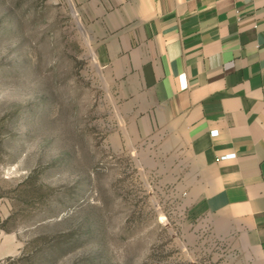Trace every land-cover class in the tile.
<instances>
[{"label": "rangeland", "instance_id": "374dc122", "mask_svg": "<svg viewBox=\"0 0 264 264\" xmlns=\"http://www.w3.org/2000/svg\"><path fill=\"white\" fill-rule=\"evenodd\" d=\"M125 108L72 0H0V264H235Z\"/></svg>", "mask_w": 264, "mask_h": 264}, {"label": "crops", "instance_id": "0c3cea01", "mask_svg": "<svg viewBox=\"0 0 264 264\" xmlns=\"http://www.w3.org/2000/svg\"><path fill=\"white\" fill-rule=\"evenodd\" d=\"M72 1L138 136L170 154L189 221L264 264V0Z\"/></svg>", "mask_w": 264, "mask_h": 264}, {"label": "built area", "instance_id": "2783aa9c", "mask_svg": "<svg viewBox=\"0 0 264 264\" xmlns=\"http://www.w3.org/2000/svg\"><path fill=\"white\" fill-rule=\"evenodd\" d=\"M211 134H213V135H216V134H218V130L217 129H214V130H212L211 131ZM235 155V153H229V154H224V155H222L221 156V158H228L229 156H234ZM185 194H186V192H183V200H184V202H185V209H186V220H188L189 221V219H188V210H187V201H186V199H185ZM163 216H165L166 217V219H168L167 218V216L164 214ZM162 218V217H161ZM164 221V220H163ZM189 223H192V222H190L189 221Z\"/></svg>", "mask_w": 264, "mask_h": 264}]
</instances>
